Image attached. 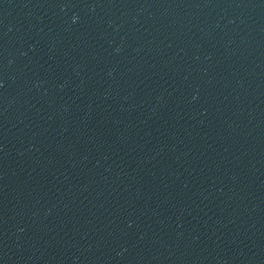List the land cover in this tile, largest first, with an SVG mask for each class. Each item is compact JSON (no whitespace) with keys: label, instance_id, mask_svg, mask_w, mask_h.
Returning a JSON list of instances; mask_svg holds the SVG:
<instances>
[{"label":"water","instance_id":"1","mask_svg":"<svg viewBox=\"0 0 264 264\" xmlns=\"http://www.w3.org/2000/svg\"><path fill=\"white\" fill-rule=\"evenodd\" d=\"M0 121L264 144V0H0Z\"/></svg>","mask_w":264,"mask_h":264}]
</instances>
